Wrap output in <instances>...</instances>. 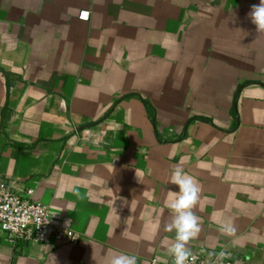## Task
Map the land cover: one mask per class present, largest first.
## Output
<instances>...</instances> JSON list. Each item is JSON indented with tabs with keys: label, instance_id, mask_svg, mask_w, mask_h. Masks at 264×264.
Returning <instances> with one entry per match:
<instances>
[{
	"label": "crops",
	"instance_id": "crops-1",
	"mask_svg": "<svg viewBox=\"0 0 264 264\" xmlns=\"http://www.w3.org/2000/svg\"><path fill=\"white\" fill-rule=\"evenodd\" d=\"M259 2L0 0V183L33 189L80 236L14 244L0 228V264L171 262L176 166L201 187L191 251L264 264ZM90 126L101 143L81 138Z\"/></svg>",
	"mask_w": 264,
	"mask_h": 264
},
{
	"label": "built area",
	"instance_id": "built-area-1",
	"mask_svg": "<svg viewBox=\"0 0 264 264\" xmlns=\"http://www.w3.org/2000/svg\"><path fill=\"white\" fill-rule=\"evenodd\" d=\"M82 20L90 19V11L82 10L79 15ZM85 141L99 144L103 140V132L86 127L80 131ZM0 228L5 237L12 243H70L77 244L80 236L64 219L56 220L50 208L42 201L34 198V190L14 191L10 186L0 183ZM197 257L194 264H234L233 261L216 256ZM174 258L167 264H173ZM152 264H164L158 258L152 259Z\"/></svg>",
	"mask_w": 264,
	"mask_h": 264
},
{
	"label": "clouds",
	"instance_id": "clouds-1",
	"mask_svg": "<svg viewBox=\"0 0 264 264\" xmlns=\"http://www.w3.org/2000/svg\"><path fill=\"white\" fill-rule=\"evenodd\" d=\"M248 17L256 26L257 32H264V0L251 6ZM177 191L171 193L168 208L171 211V221L165 225V230L174 232V240L168 246V252L174 258L173 264H194L195 254L191 251L190 241L199 238L201 233L200 217L194 209L200 200L201 187L199 182L184 172L181 166H176L170 178ZM221 231L227 237L235 235L237 229L231 222L221 225ZM228 254L227 250L213 253L218 260ZM108 264H137L135 255L112 253Z\"/></svg>",
	"mask_w": 264,
	"mask_h": 264
},
{
	"label": "water",
	"instance_id": "water-1",
	"mask_svg": "<svg viewBox=\"0 0 264 264\" xmlns=\"http://www.w3.org/2000/svg\"><path fill=\"white\" fill-rule=\"evenodd\" d=\"M243 88H244V86H241L240 89L237 92L236 99H235L236 108L238 107V100H239V97H240V94H241V91H242ZM236 115H237V118H238L239 117L238 113H236Z\"/></svg>",
	"mask_w": 264,
	"mask_h": 264
},
{
	"label": "trees",
	"instance_id": "trees-1",
	"mask_svg": "<svg viewBox=\"0 0 264 264\" xmlns=\"http://www.w3.org/2000/svg\"><path fill=\"white\" fill-rule=\"evenodd\" d=\"M201 120H204V121H207V122H212V120L211 119H209V118H204V117H202V118H200Z\"/></svg>",
	"mask_w": 264,
	"mask_h": 264
}]
</instances>
